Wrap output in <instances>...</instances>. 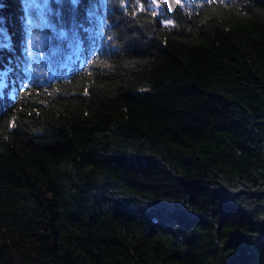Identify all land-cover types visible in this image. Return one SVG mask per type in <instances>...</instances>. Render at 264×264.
<instances>
[{
  "label": "trees",
  "instance_id": "obj_1",
  "mask_svg": "<svg viewBox=\"0 0 264 264\" xmlns=\"http://www.w3.org/2000/svg\"><path fill=\"white\" fill-rule=\"evenodd\" d=\"M0 29V264H264V0H0Z\"/></svg>",
  "mask_w": 264,
  "mask_h": 264
},
{
  "label": "snow or ice",
  "instance_id": "obj_2",
  "mask_svg": "<svg viewBox=\"0 0 264 264\" xmlns=\"http://www.w3.org/2000/svg\"><path fill=\"white\" fill-rule=\"evenodd\" d=\"M131 2H136V0H131ZM176 3H180V0H175ZM73 4L77 3V0H72ZM91 15V13H89ZM0 37H3V39H0V48H7V49H11L12 45L11 42L9 40V38L7 37L6 31L3 29H0ZM10 71V69L8 70ZM5 75H7V72L4 73ZM86 94V93H85Z\"/></svg>",
  "mask_w": 264,
  "mask_h": 264
}]
</instances>
